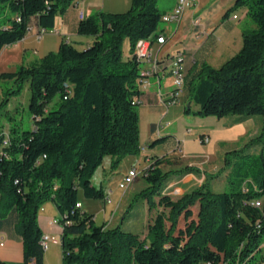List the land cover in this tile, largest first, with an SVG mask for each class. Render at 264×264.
<instances>
[{"label":"trees","instance_id":"trees-1","mask_svg":"<svg viewBox=\"0 0 264 264\" xmlns=\"http://www.w3.org/2000/svg\"><path fill=\"white\" fill-rule=\"evenodd\" d=\"M75 1L0 0V13L6 12L0 53L30 26L54 29L56 16ZM158 1L132 0L125 12H97L78 25L80 35L94 37L87 47L62 42L57 51L0 73L14 84L2 92L0 109L26 85L31 90L32 129L8 122L5 134L0 125V227L13 225L21 235L23 264H44L39 212L48 202L60 213L63 264H264V0H236L226 15L246 7L256 27L243 31L239 52L220 67L203 63L188 82L190 100L199 106L195 115L262 117L258 135L225 155L227 188L213 190L215 176L208 175L205 184L174 197L167 181L196 169L166 172L164 158L154 157L144 170L146 186L123 216L144 202L154 213L144 234L125 230L123 220L98 224L94 213L77 206L80 190L107 199L104 186L93 183L105 157H112L114 170L141 151L139 79L146 62L135 47L160 35L167 10Z\"/></svg>","mask_w":264,"mask_h":264},{"label":"crops","instance_id":"crops-1","mask_svg":"<svg viewBox=\"0 0 264 264\" xmlns=\"http://www.w3.org/2000/svg\"><path fill=\"white\" fill-rule=\"evenodd\" d=\"M176 2L177 0H174L167 11L172 9ZM235 2L236 0H197L179 21L166 22L160 33L165 36L164 43H159L153 38L151 49L153 61L156 62V72L150 77V84L146 88L140 87L141 151L138 155L123 159L120 166L125 173L130 168L137 169V164H143L139 169L141 171L137 169L143 172L154 157H161L164 158L161 167L166 172L185 166H193L196 169L186 174H174L172 178L185 179L189 175H199L200 172L204 174L206 171L211 172L209 167L212 165L224 161L227 152L243 149L258 135L262 125L261 116L200 117L194 114L199 106L189 98L188 82L191 73L199 70L203 63L220 67L242 48L243 31L256 27L247 16L246 7H240L226 15ZM131 4L132 0H76L65 12L56 16L55 28L47 30L42 38L38 37L39 27L35 25L21 41L4 47L0 53V73L14 71L19 65H28L51 51H57L62 42L74 44L81 49L87 47L94 37L78 33V25L82 20L81 11L85 19L100 11L125 12L131 8ZM177 53H183L185 56L186 84L181 96L188 106L184 107V113L193 116H180L176 119L172 117V121L167 117L178 110L179 106L168 107L163 103V99L165 100L168 92L173 89L170 58ZM126 54L125 57L128 56L129 50ZM149 66V63H145V67ZM166 118L168 123L164 121ZM163 137L159 143L152 145L153 141ZM203 138H207V141L203 142ZM112 161V157H105L101 166L103 168L100 172L97 170L93 181L95 178L97 180L98 174L101 173L99 183L103 186L108 172L113 171ZM80 202L84 210L83 202ZM59 218L60 213L53 202L46 203L39 212V224L43 233L57 236L56 241H50L45 250L44 264H48L52 258L53 264H61L59 245L62 249V227ZM0 261L7 264L24 263L23 240L13 225L4 224L0 227Z\"/></svg>","mask_w":264,"mask_h":264},{"label":"rangeland","instance_id":"rangeland-1","mask_svg":"<svg viewBox=\"0 0 264 264\" xmlns=\"http://www.w3.org/2000/svg\"><path fill=\"white\" fill-rule=\"evenodd\" d=\"M173 2L174 0H159L158 7L160 8L161 11H164L167 10L172 5ZM5 14L6 12L0 13V23L3 17L5 16ZM165 25L166 22L161 21L159 24V29L160 30L163 29ZM129 49H130V43L129 40L126 39L123 45L124 56L127 55L126 51ZM12 86H14V84L11 80L6 81L0 79V101L3 99L2 92ZM30 97H31V90L29 89L28 85H26L20 96L11 98L10 103L3 109H0V125L3 123L2 129L4 130L5 134H8L9 131L8 122L12 124H19L22 129H32L33 121L28 109ZM189 98H190V94H189ZM176 105L179 106L178 110H176L174 113H170V115H168L167 117L168 119L174 121L172 117L176 119L179 118L180 116H193L184 113V107L186 105L188 106V104H185V101L182 99V96H180V100L176 104L171 106H176ZM167 118L166 120H164L166 123H168ZM120 165L118 168L114 169L113 171L108 172L107 178L103 182L104 188L107 189V191H109V192L106 191L107 193L106 200L87 198L83 194L82 190H80L79 192V200L83 202L84 211L86 210L88 213H94L98 224L107 222L108 226L113 227L116 226L118 223H120L123 220V216L133 196L136 193H138L143 187L146 186L144 175L140 172L139 176L135 179V182L131 184L128 189L121 188L120 182L122 181L125 172L124 169L121 168L122 165L121 166ZM142 165L143 164L141 165L137 164L136 166L137 169L138 170L141 169ZM102 168L103 167H99L98 172H100ZM209 168L211 169V172L206 171L204 174L200 172L199 175L198 174L189 175L185 179H182V177L179 178L171 177L166 183L165 190L168 193L172 194L174 197H176L181 195L182 193L191 191L202 184H205V182H207L208 179L210 178V177L208 178V175H212L215 176V178L211 177L209 181L211 183L213 190L224 191L227 188V173H228V170L225 168L224 161L221 160L220 163L218 162L217 165L214 166L212 165ZM101 178H102L101 173H99L97 180L95 178V180L93 181L97 187H100L99 181L101 180ZM153 215L154 213H149L148 207L144 202H139L134 208V210L130 213V215L123 220L122 227L128 231L144 234L147 231V224L148 222H150ZM59 248H60V261L61 264H63V251L60 245ZM56 255L58 256V254ZM52 262H54V258H52L48 264H53Z\"/></svg>","mask_w":264,"mask_h":264},{"label":"built area","instance_id":"built-area-1","mask_svg":"<svg viewBox=\"0 0 264 264\" xmlns=\"http://www.w3.org/2000/svg\"><path fill=\"white\" fill-rule=\"evenodd\" d=\"M197 0H177L175 6L168 10L163 15V21L173 22L179 21L185 11L192 7ZM81 19L84 18V13H80ZM236 18L237 15H234ZM33 29V26L29 27V31ZM47 30H41L38 32V37L42 38ZM156 41L159 43L165 42V36L159 35L156 37ZM154 42L153 38L139 40L136 44L135 51L140 58L144 59L146 63H149L151 66L144 67L141 72V79H139L140 87H147L150 84V77L156 72V62L153 61V52L151 49L152 43ZM170 61H176V69H170V74L173 78V89L168 92L166 99H163V103L166 106L173 105V101H179L181 96V91L186 84V66H185V56L183 53H177L170 58ZM139 103L142 102V98L138 99ZM207 141V138L204 139ZM144 175V171L141 172ZM140 172L136 168H130L123 176L122 181L120 182V187L123 189H128L131 184L135 182V179L139 176ZM260 203V201H259ZM261 204V203H260ZM78 207H82V203L79 201L77 203ZM56 222V221H55ZM56 237L50 234H44L42 238V244L46 250L49 246L50 241H56Z\"/></svg>","mask_w":264,"mask_h":264},{"label":"bare ground","instance_id":"bare-ground-1","mask_svg":"<svg viewBox=\"0 0 264 264\" xmlns=\"http://www.w3.org/2000/svg\"><path fill=\"white\" fill-rule=\"evenodd\" d=\"M171 69H176V61H172V67H171ZM177 102L178 101H173V105L176 104ZM256 204L259 205L260 203L257 202Z\"/></svg>","mask_w":264,"mask_h":264}]
</instances>
